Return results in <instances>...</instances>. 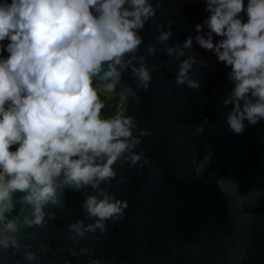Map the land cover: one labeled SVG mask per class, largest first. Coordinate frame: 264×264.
I'll return each instance as SVG.
<instances>
[{
	"label": "clouds",
	"instance_id": "clouds-1",
	"mask_svg": "<svg viewBox=\"0 0 264 264\" xmlns=\"http://www.w3.org/2000/svg\"><path fill=\"white\" fill-rule=\"evenodd\" d=\"M159 2L0 0V264L18 255L24 264H39L20 235L55 220L66 189L83 194V216L67 224L74 245L123 219L128 201L110 190L118 176L115 165L148 163L149 157L135 148L151 133L126 114L129 96L138 97L122 75L130 71L137 89L150 87L157 64L149 66L140 52V32L156 17ZM203 4L208 15L194 25L195 35L169 44L170 22L167 27L158 22L155 40L145 51L147 56L165 52L176 62L174 83L191 89L200 87L193 42L214 54L230 69L232 88L222 104L231 105L225 121L240 134L245 121L264 119V0ZM101 90L124 96L118 114L101 115ZM203 168L197 167L196 175ZM92 252L80 246L71 254ZM88 264L104 260L93 256Z\"/></svg>",
	"mask_w": 264,
	"mask_h": 264
},
{
	"label": "water",
	"instance_id": "water-1",
	"mask_svg": "<svg viewBox=\"0 0 264 264\" xmlns=\"http://www.w3.org/2000/svg\"><path fill=\"white\" fill-rule=\"evenodd\" d=\"M207 15L203 0H160L156 17L140 32V52L149 66L157 64L150 87L137 89L130 71L122 75L138 97L129 96L126 114L151 133L135 148L149 157L148 163L115 165L117 180L123 177L124 183L114 180L110 190L127 199L125 215L108 222L105 233H88L74 245L67 224L83 216V194L66 189L56 219L20 235L21 243L37 253L39 264H88L93 256L104 264H264V119L245 121L240 134L228 127L225 117L231 105L222 100L232 88L230 69L195 41L198 89L174 83L176 62L165 52L147 56L145 51L155 40L156 23L167 27L170 22L173 44L195 35L194 25ZM99 92L120 97V112L124 96ZM198 124L203 131L196 133ZM197 167H204L200 175L194 172ZM80 246L93 252L73 256L71 251ZM3 264L24 262L18 255Z\"/></svg>",
	"mask_w": 264,
	"mask_h": 264
},
{
	"label": "trees",
	"instance_id": "trees-1",
	"mask_svg": "<svg viewBox=\"0 0 264 264\" xmlns=\"http://www.w3.org/2000/svg\"><path fill=\"white\" fill-rule=\"evenodd\" d=\"M99 99L104 107L101 110V115L105 118L112 117L119 113L121 98L118 96H108L99 92Z\"/></svg>",
	"mask_w": 264,
	"mask_h": 264
}]
</instances>
